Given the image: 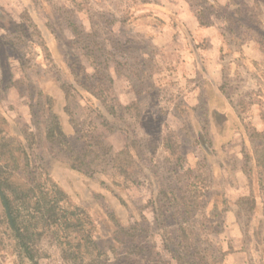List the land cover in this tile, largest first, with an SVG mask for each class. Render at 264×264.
Wrapping results in <instances>:
<instances>
[{
  "label": "rangeland",
  "instance_id": "374dc122",
  "mask_svg": "<svg viewBox=\"0 0 264 264\" xmlns=\"http://www.w3.org/2000/svg\"><path fill=\"white\" fill-rule=\"evenodd\" d=\"M183 8L212 24L213 40L193 38ZM94 62L112 79L116 118L76 84L95 86L84 77ZM46 97L76 152L83 147L76 130L89 133L101 117L111 123L115 131H103V142L113 154L129 148L127 174L108 157L92 173L89 165L71 170L69 154L43 138ZM0 116L5 138L27 149L23 133L35 135L28 171L43 166L86 212L109 264L141 240L150 261L133 260L176 264L164 248L176 237L173 207L199 194L207 215L217 214L194 227L200 248L217 257L230 246L227 264H264V211L250 202L256 186L242 154L257 144L244 143L243 129L264 131V0H0ZM169 132L178 138L179 163L163 149ZM15 158L22 167L19 150ZM243 198L249 201L238 209ZM30 253L18 246L0 199V264H69L48 236Z\"/></svg>",
  "mask_w": 264,
  "mask_h": 264
},
{
  "label": "trees",
  "instance_id": "16d2710c",
  "mask_svg": "<svg viewBox=\"0 0 264 264\" xmlns=\"http://www.w3.org/2000/svg\"><path fill=\"white\" fill-rule=\"evenodd\" d=\"M236 16L240 17L237 14ZM197 22L201 27L212 26L211 23L204 22L198 16ZM68 23L69 26L73 27L72 34L80 37L81 33L78 32L73 22ZM197 47L199 48V44ZM86 54L89 55L88 52ZM89 58L92 59L91 56ZM98 65L96 63L93 66V75L84 74L86 82L91 78L95 80L96 84L92 89L82 83L76 82V84L96 99L108 115L116 118L118 117L117 105L112 96V79L108 74H105L107 68L103 70V66ZM75 78H78L77 74H75ZM60 89L65 93L67 100L69 95L65 85H61ZM218 90L221 89L218 88ZM45 101L43 106L47 105L48 110L45 116L43 138L59 151L69 154L71 170L80 173L81 167L89 165L87 169L92 173L93 167H97L94 163L99 161L101 157H108L107 165H110L119 174H127L126 168L131 164L129 148L125 146L121 152L113 154L111 147L103 142L105 136L103 131L107 133L115 131V127L111 123L100 116L99 123L88 124L89 133L85 134L82 130H76V140L83 143V147L79 150L81 153L76 152L65 136L57 116L52 111L51 99L46 97ZM64 112L68 116L71 115L69 107H65ZM4 121V118L0 116V124H3ZM74 127L76 129V126ZM23 134L27 149L18 141L5 138L3 128L0 126V192L12 219V224L8 220L9 228L13 232L18 246L29 255L30 252H34L37 242L43 236H48L56 241L62 258L69 264H83L85 259L88 260L87 264H109L107 253L99 248L94 239L93 227L86 212L81 207L71 205L68 202V196L50 179L43 166L38 164L32 168L34 169L32 173L28 171L31 166L28 153L31 145H29L28 139L31 136L35 137V135L26 133V131ZM243 135L246 138L244 143L248 142L250 145L252 141L257 142L254 148L248 149V152L244 148L242 149L244 166L248 167L247 169L243 167V173L250 183L254 182L256 186L257 196L252 193L250 202L256 206L257 203L260 204L264 211V131L257 132L253 129L250 132L248 128H244ZM177 140L176 134L169 132L167 138L164 139L163 149L169 152L171 156L176 157L179 163ZM17 150L22 156V167L15 158ZM38 159L40 160V158ZM19 172L22 175H18ZM202 195L199 194L191 200L184 199L183 205L179 204L173 207L176 209L173 212V217H176V240L172 239L171 241L173 248H170L169 244H166L164 248L170 259L176 264H227L229 256L234 254L230 246L227 248V252L219 251L217 257L210 256L205 249L200 248V241L196 240L194 227L197 225V228H204L207 221L206 217L214 218L217 215L215 208L212 209L210 215H207L205 206H201L202 201L199 200ZM248 201L249 198L240 199L236 203V207L243 209ZM256 206H251L250 210L252 211ZM229 211L226 208L221 213H228ZM147 230L149 229H144V233ZM147 238L146 236L143 237V239ZM132 239L134 236H131ZM143 243L144 240H141L126 247L127 256L122 257L119 264H140V260H133L131 255L139 257L146 263L149 262L148 257L152 250Z\"/></svg>",
  "mask_w": 264,
  "mask_h": 264
},
{
  "label": "crops",
  "instance_id": "0c3cea01",
  "mask_svg": "<svg viewBox=\"0 0 264 264\" xmlns=\"http://www.w3.org/2000/svg\"><path fill=\"white\" fill-rule=\"evenodd\" d=\"M180 14V17L185 21V28L192 33L193 38L197 37V39L201 38L210 41L213 40V37L216 33L215 29H213L212 27L199 26L197 19L193 15L189 14V12L185 10V8L181 10Z\"/></svg>",
  "mask_w": 264,
  "mask_h": 264
},
{
  "label": "water",
  "instance_id": "95a60500",
  "mask_svg": "<svg viewBox=\"0 0 264 264\" xmlns=\"http://www.w3.org/2000/svg\"><path fill=\"white\" fill-rule=\"evenodd\" d=\"M0 199H1L2 204H3L5 214L7 215V218L9 220L10 224H12V219H11V216H10V213H9V210H8V207H7V204H6L5 200H4V197H3V195H2L1 192H0Z\"/></svg>",
  "mask_w": 264,
  "mask_h": 264
}]
</instances>
